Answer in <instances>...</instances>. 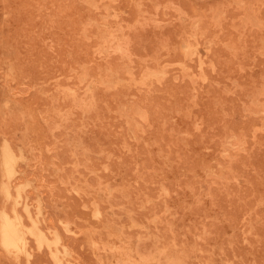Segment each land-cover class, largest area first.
Instances as JSON below:
<instances>
[{
	"label": "rangeland",
	"instance_id": "rangeland-1",
	"mask_svg": "<svg viewBox=\"0 0 264 264\" xmlns=\"http://www.w3.org/2000/svg\"><path fill=\"white\" fill-rule=\"evenodd\" d=\"M0 185V264H264V0H0Z\"/></svg>",
	"mask_w": 264,
	"mask_h": 264
},
{
	"label": "bare ground",
	"instance_id": "bare-ground-1",
	"mask_svg": "<svg viewBox=\"0 0 264 264\" xmlns=\"http://www.w3.org/2000/svg\"><path fill=\"white\" fill-rule=\"evenodd\" d=\"M91 84H92V83H91ZM13 151H15V150L13 149ZM5 153H7V152L5 151ZM3 156H4V155H3ZM25 157H26V156H25ZM7 158H9V157H7ZM3 160H4V159H3ZM4 161H5V160H4ZM4 166H5V164H4ZM4 166H3V167H4ZM8 169H9V168H8ZM4 170H5V169H4ZM9 171H10V170H8V172H9ZM4 172H6V171H4ZM8 172H7V173H8ZM7 173H6V174H7ZM9 173H11V171H10ZM3 174H4V173H3ZM6 174H5V176H6ZM11 174H12V173H11ZM8 175H10V174H7V176H8ZM8 177H9V176H8ZM6 179H8V178H6ZM4 180H5V179H4ZM28 180H29V179H28ZM30 181H31V180H30ZM28 182H29V181H28ZM11 183H12V181H11ZM5 184H7V183H5ZM10 185H11V184H10ZM12 185H13V183H12ZM21 185H22V184H21ZM0 186H1V185H0ZM4 186H5V185H4ZM7 186H8V185H7ZM7 186H6V187H7ZM13 186H14V185H13ZM2 187H3V186H2ZM3 188H5V187H3ZM0 190H1V189H0ZM6 191H7V190H6ZM11 191H12V190H11ZM12 192H13V191H12ZM20 192H21V190H20ZM7 194H9V192H8ZM14 194H15V193H13V195H14ZM20 194H21V193H20ZM23 194H24V193H23ZM11 196H12V195H11ZM17 196H18V195H17ZM17 196H16V197H17ZM22 197H23V196H22ZM22 197H21V199L24 198V197H23V198H22ZM9 198H10V197H9ZM19 198H20V197H19ZM3 200H4V199H3ZM15 200H16V199H15ZM15 200H14V201H15ZM22 203H23V202H22ZM36 203L38 204V202H36ZM39 203H40V201H39ZM15 205H16V203H15ZM15 205H14V206H15ZM7 206H8V205H7ZM21 206H23V204H22ZM37 207H38V206H37ZM28 208H29V207H28ZM35 208H36V207H35ZM9 209H10V208H9ZM20 209H21V208H20ZM22 209H23V208H22ZM22 209H21V210H22ZM17 210H19V207H18V209H16V211H17ZM28 210H29V209H28ZM38 210H39V209H38ZM29 211H32V210H29ZM5 212H6V211H5ZM17 212H18V211H17ZM21 212H22V211H21ZM32 212H33V211H32ZM39 212H40V211H39ZM9 213H10V212H9ZM19 213H20V212H19ZM23 213H24V212H23ZM30 213H31V212H30ZM36 213H37V212H36ZM36 213H35V214H36ZM96 213H97V211H96ZM21 214H22V213H21ZM21 214H20V215H21ZM1 215H2V214H1ZM11 215H12V214H11ZM11 215H10V216H11ZM15 215H16V214H15ZM18 215H19V214H17V216H18ZM36 215H37V214H36ZM96 215H97V214H96ZM21 216H22V215H21ZM21 216H20V217H21ZM31 216H32V215H31ZM20 217H19L18 219H20ZM37 217H38V216H37ZM23 218H24V217H23ZM15 219L17 220V218H15ZM36 219H39V218H36ZM36 219H34V220H36ZM9 220H10V218H9ZM9 220H8V219L5 220V221L3 222V224H2V235H3V237H2V243L5 244L6 246H8V245L10 246V245H11V247L13 246V248H17L18 245H19V243H20V241H22V240H21V236H20V234H19V230H18L16 224L13 223V222H11V221H9ZM21 220H22V219H21ZM28 220H29V219H28ZM40 221H41V219H40ZM18 222H19V221H18ZM25 222H26V220H25ZM1 223H2V222H1ZM26 223H27V222H26ZM26 223H25V224H26ZM34 223H35V222H34ZM20 224H21V223H20ZM20 224H18V225H20ZM41 224H42V223H41ZM29 225H30V224H29ZM32 225H33V224H32ZM34 225H35V224H34ZM38 225H39V224H38ZM43 225H44V224H43ZM43 225H41V226H43ZM45 226H46V225H45ZM24 227H25V226H24ZM24 227H23V228H24ZM27 227H28V226H26L24 229L27 230V229H26ZM56 227H57V226H56ZM61 227H62V226H61ZM21 228H22V224H21ZM28 228H29V227H28ZM38 228H39V227H38ZM62 228H63V227H62ZM62 228H61V229H62ZM29 230H30V229H29ZM34 230H35V229H34ZM39 230L41 231V229H39ZM39 230H38V231H39ZM44 230H46V229H44ZM47 230H49V229H47ZM52 230H53V229H52ZM58 230H60V229H58ZM20 231H23V230H20ZM40 231H39V232H40ZM28 232H29V231L27 230V233H28ZM35 232H36V231H35ZM20 233H21V232H20ZM41 233H42V231H41ZM28 234H29V233H28ZM30 234H31V233H30ZM37 234H38V233H37ZM37 234L35 233V235H37ZM46 234L48 235V232H47ZM57 234H58V233H57ZM61 234H62V233H61ZM33 235H34V233H33ZM38 235H39V234H38ZM38 235H37V237L40 236V235H39V236H38ZM44 235H45V234H44ZM47 235H46V236H47ZM49 235H50V234H49ZM53 235H54V232H53ZM28 236H30V235H28ZM58 236H59V235H58ZM56 237H57V236H55V238H56ZM22 238H23V237H22ZM44 238L46 239V237H44ZM55 238H54V239H55ZM58 238H59V237H58ZM60 238H61V237H60ZM39 239L41 240L40 237H39ZM39 239H37V240H39ZM50 239H51V238H50ZM50 239H49V240H50ZM46 240H47V239H46ZM46 240H45V241H46ZM55 240H57V239H55ZM55 240H54V241H55ZM64 240H65V239H64ZM64 240H63V241H64ZM24 241H25V240H23L22 242H24ZM59 241H60V240H59ZM40 242H41V241H40ZM43 242H44V241H43ZM46 242H48V241H46ZM51 242H52V240H51ZM64 242H65V241H64ZM2 243H0V244H2ZM26 243H27V242H26ZM26 243H24V244H26ZM32 243H33V242H32ZM52 243H54V242H52ZM55 243H57V242H55ZM55 243H54V244H55ZM7 244H8V245H7ZM30 244H31V243H30ZM58 244H60V243H58ZM39 245H40V244H39ZM51 245H52V244H51ZM2 246H3V245H2ZM6 246H5V247H6ZM36 246H37V245H36ZM46 246H47V244H46ZM49 246H50V245H49ZM52 246H53V245H52ZM57 246H58V245H57ZM61 246H62V245H61ZM3 247H4V246H3ZM5 247H4V248H5ZM29 247H30V246H29ZM37 247H38V246H37ZM55 247H56V246H55ZM62 247H63V249H64V246H62ZM65 247H66V246H65ZM8 248H9V247H8ZM18 248H19V247H18ZM25 248H26V247H25ZM49 248H50V247H49ZM69 248H70V247H69ZM21 249L24 250L23 246H22ZM30 249H32V248H30ZM33 249H34V248H33ZM44 249H45V248H44ZM46 249H47V248H46ZM56 249H57V248H56ZM58 249H59V248H58ZM7 250H8V249H7ZM16 250H17V249H16ZM16 250H15L14 252H16ZM25 250H27V249H25ZM35 250H36V249H35ZM17 251H18V250H17ZM30 251H31V250H30ZM49 251H52V249L49 250ZM58 251H59V250H58ZM62 251H63V250H62ZM9 252H11V251H9ZM18 252L20 253V251H18ZM28 252H29V251H28ZM28 252H27V254H29ZM45 252H46V251H45ZM52 252H57V250L52 251ZM64 252H65V251H63V253H64ZM23 253H24V251H23ZM30 253H31V252H30ZM35 253H36V251H35ZM27 254H26V255H27ZM52 254H53V253H52ZM54 254H55V253H54ZM32 255H33V254H32ZM56 255H57V254H56ZM56 255H55V256H56ZM59 255H60V253H59ZM64 255H65V253H64ZM20 256H21V255H20ZM48 256H49V255H48ZM69 256H70V254H69ZM15 257H16V256H15ZM29 257H31V255H30ZM57 257H58V255H57ZM66 257H67V256H66ZM22 258H23V256H22ZM27 258H28V257H27ZM46 258H47V257H46ZM58 258H59V257H58ZM60 258H61V257H60ZM63 258H64V256H63ZM29 259H30V258H29ZM29 259H28V261H29ZM33 259H34V258H33ZM33 259H32V260H33ZM56 259H57V258H56ZM56 259H55V260H56ZM70 259H71V258H70ZM26 260H27V259H26ZM57 260H58V259H57ZM67 260H68V259H67ZM28 261H27V262H28ZM41 261H42V260H41ZM51 261H52V260H51ZM53 261H54V258H53ZM27 262H26V263H27ZM61 262H62V259H61ZM66 262H67V261H66ZM45 264H46V263H45ZM51 264H52V263H51ZM54 264H55V261H54ZM56 264H57V263H56ZM64 264H65V263H64Z\"/></svg>",
	"mask_w": 264,
	"mask_h": 264
}]
</instances>
